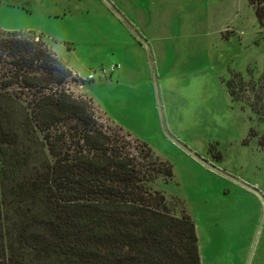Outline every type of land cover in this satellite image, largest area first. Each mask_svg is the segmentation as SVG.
Wrapping results in <instances>:
<instances>
[{"label": "rangeland", "instance_id": "374dc122", "mask_svg": "<svg viewBox=\"0 0 264 264\" xmlns=\"http://www.w3.org/2000/svg\"><path fill=\"white\" fill-rule=\"evenodd\" d=\"M107 1L148 41V66L134 65V76L108 72L121 62L127 35L125 24L113 22L97 0H0V28L43 34L85 81L70 89L94 102L103 125L134 149L145 143L172 166L173 177H159L153 188L173 214L185 211L195 222L202 264H264V28L257 5ZM147 71L156 84L143 83ZM234 74L248 82L243 101L228 92ZM15 111L9 127H19V141L0 155V171L19 183L35 171L43 147L41 140H28L22 112ZM16 193L7 194L11 206Z\"/></svg>", "mask_w": 264, "mask_h": 264}, {"label": "trees", "instance_id": "16d2710c", "mask_svg": "<svg viewBox=\"0 0 264 264\" xmlns=\"http://www.w3.org/2000/svg\"><path fill=\"white\" fill-rule=\"evenodd\" d=\"M250 1L264 28V0ZM74 75L42 35L0 28V155L19 141L9 127L19 109L43 147L23 181L0 171V264H202L195 222L153 188L172 166L104 126L94 102L71 91L85 84ZM227 88L243 101L248 82L234 74Z\"/></svg>", "mask_w": 264, "mask_h": 264}, {"label": "crops", "instance_id": "0c3cea01", "mask_svg": "<svg viewBox=\"0 0 264 264\" xmlns=\"http://www.w3.org/2000/svg\"><path fill=\"white\" fill-rule=\"evenodd\" d=\"M103 1L104 0H97L99 6L101 8H103L102 12L104 11L105 15L111 16V18L113 19V22L119 23V24H121V23L125 24V26L123 27L124 28L123 30H125V35H127V41L124 44H122V49H123L124 55L121 59V62H119V69H118L119 79H123L126 76H129V77L134 76V74H137V73H135L137 71V68L134 65L138 66V63H140L143 65L146 64V66H148L147 61H146V57H145V53H144L145 52L144 47H146L145 44H147L148 50H150V47L148 45V41L145 40L144 38H142L137 33V30L132 26V24L130 22H128L126 17L119 10H118L119 13L118 12L117 13L115 12L116 14L113 13L111 11V8H109V6L107 5V3H105V1L104 2ZM105 4H106V6H105ZM41 35L44 37V40L47 43L46 37L43 34H41ZM47 45L49 46V48L51 50H53V52H55L54 48L52 46H50L48 43H47ZM150 57H152L151 54H150ZM151 61H152V59H151ZM69 68L76 75L77 71L72 69L70 67V65H69ZM144 68H146V67H144ZM147 70H149V69H147ZM144 77H145L144 82H143L144 84H149L153 80L156 84L158 81L155 75H154L153 79L151 78L149 71H147V75H145ZM196 233H197V229H196ZM197 237H198V235H197ZM198 247H199V240H198ZM199 254H200V249H199ZM200 258H201V256H200ZM201 263H202V260H201Z\"/></svg>", "mask_w": 264, "mask_h": 264}, {"label": "built area", "instance_id": "2783aa9c", "mask_svg": "<svg viewBox=\"0 0 264 264\" xmlns=\"http://www.w3.org/2000/svg\"><path fill=\"white\" fill-rule=\"evenodd\" d=\"M118 69H119V65H113V66L110 67V69H108V72H110V73L113 74V73H115ZM103 73L106 74V71L104 70ZM74 76L77 77V75H74ZM94 79H95V77H94L93 75H90V76H89V80H90V81H92V80H94ZM80 86H82V85H80Z\"/></svg>", "mask_w": 264, "mask_h": 264}, {"label": "water", "instance_id": "95a60500", "mask_svg": "<svg viewBox=\"0 0 264 264\" xmlns=\"http://www.w3.org/2000/svg\"><path fill=\"white\" fill-rule=\"evenodd\" d=\"M105 1V3H107V5L109 6V7H111L112 8V6L108 3V1L107 0H104ZM120 17V16H119ZM121 18V17H120ZM145 46L148 48V46H147V44H145ZM207 165V164H206ZM236 183H239V182H237V181H235ZM240 185H242L243 187H245V188H247V189H249L248 187H246L245 185H243V184H240Z\"/></svg>", "mask_w": 264, "mask_h": 264}]
</instances>
